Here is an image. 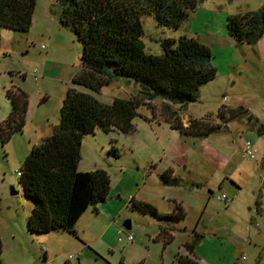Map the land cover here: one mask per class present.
Instances as JSON below:
<instances>
[{
  "label": "rangeland",
  "instance_id": "rangeland-1",
  "mask_svg": "<svg viewBox=\"0 0 264 264\" xmlns=\"http://www.w3.org/2000/svg\"><path fill=\"white\" fill-rule=\"evenodd\" d=\"M263 2L196 0L195 7L188 11L177 28L159 25L152 15L141 16V40L146 52L159 54L158 39L181 35L193 37L210 49V61L216 66V75L199 87V97L187 104V112L195 116L209 115L205 120L212 123L210 119L217 118L215 112L219 106L234 108L241 105L264 124V34L254 43H236L227 35L224 24L228 14L258 9ZM58 14V0H36L32 24L27 32L0 27V121L11 106L6 88H20L27 94L28 102L22 129L13 133L6 142H0L2 264H62L66 260L78 264L73 237L68 232L53 230L41 234L47 236H32L28 232L26 216L30 212L31 201L23 195L15 171L30 148L58 123L60 105L67 88L76 87L89 92L104 103H110L115 96L127 98L135 92L134 82L124 78L113 80L97 92L70 81V75L80 67L81 43L71 30L59 24ZM45 63L47 71L42 75ZM58 73H61V79ZM149 103V106H140L138 111L151 117L153 110L154 116L150 121L165 122L159 114L160 102ZM240 115L235 120L226 119V124H239L238 121L247 113ZM133 125V131L128 134L96 129L93 134L84 135L76 164L80 172L97 168L105 170L112 188L121 173L128 175L123 179L127 188L118 195L120 215L116 220L123 232V222L129 220L134 241L140 237L143 240L138 257H135L136 252L132 257L123 248L126 244L117 241L118 233L110 232L100 221L96 229H105L104 238L112 239L118 247L114 253L107 251L114 263L119 260L129 262L133 258V261L137 260L135 264H177L174 260L176 252L188 253L184 243L189 245L195 241L201 243L195 252L200 257V264H228V258L232 257L230 260L233 262L242 254L245 259L241 264H264V133L258 135L247 125H239L240 131L191 137L170 129L165 123L163 128H154L140 116L133 119ZM245 140L256 149L255 159L242 156L241 144ZM111 145L117 148L118 157L106 154ZM207 149L216 157L207 156ZM182 154L188 157L181 158ZM185 159L188 164L184 163ZM196 159L198 165L207 160L224 164L226 172L232 169L236 184L225 179V185L218 188L214 177L209 182L211 193L202 182L196 187L195 178L200 177H197L198 172L190 170ZM184 164L185 169L182 168ZM168 169H171L173 177L181 179L180 183H162L159 174ZM127 194L153 204L159 212L172 211L175 203H182L186 208L185 216L182 219H158L135 209L129 210L124 205ZM221 195H225L228 201L219 198ZM255 197L261 204H255ZM88 213H83L80 225L86 222ZM159 225L171 228V241L162 246L161 242L152 243L148 239L146 245V234H151ZM215 232L220 235L218 238L212 236ZM101 243L97 246L100 247ZM41 244L46 248V258L45 251H40ZM84 262L82 258L80 264Z\"/></svg>",
  "mask_w": 264,
  "mask_h": 264
},
{
  "label": "trees",
  "instance_id": "trees-1",
  "mask_svg": "<svg viewBox=\"0 0 264 264\" xmlns=\"http://www.w3.org/2000/svg\"><path fill=\"white\" fill-rule=\"evenodd\" d=\"M35 2L0 0V27L27 32ZM58 3L59 24L71 30L81 43L80 67L71 82L93 92L117 78L132 80L137 86L129 97L115 96L110 103L100 102L93 94L75 87L67 88L57 128L33 145L21 161L18 183L23 195L31 201L26 216L28 232L47 234L63 230L76 236L74 227L79 216L87 207L103 203L109 191V175L105 170L80 172L76 168L83 136L93 134L96 129L128 134L134 129L135 117L149 121L154 116L153 110L147 118L138 108L158 100L159 114L170 128L186 136L205 137L220 125L209 123L207 117L190 119L182 125L178 109L197 101L199 87L213 79L217 71L210 61L209 47L193 37L160 38L159 54L146 52L141 40V16L152 15L159 25L177 28L195 7L196 0H58ZM224 24L227 35L236 43H254L264 34V2L258 9L228 14ZM12 88H6L11 106L0 121L1 143L24 125L27 94L20 88ZM241 113H248L241 105L234 108L221 105L216 116L225 121L240 117ZM106 154L119 156L112 145ZM159 178L164 184L179 182L178 177L166 171ZM130 208L158 219L184 217L177 205L174 210L161 213L154 205L131 198ZM170 230L159 225L156 237L163 246L173 237ZM195 244V241L186 244L189 252ZM175 260L178 264H198L178 252ZM62 264L69 263L66 260Z\"/></svg>",
  "mask_w": 264,
  "mask_h": 264
},
{
  "label": "crops",
  "instance_id": "crops-1",
  "mask_svg": "<svg viewBox=\"0 0 264 264\" xmlns=\"http://www.w3.org/2000/svg\"><path fill=\"white\" fill-rule=\"evenodd\" d=\"M46 71H47V64L45 63L44 66H42L41 74L42 75L45 74ZM57 71L58 70H55V72H57ZM23 76H25V75H23ZM57 76L60 79L62 78L61 73H58ZM72 76H73V74L70 75V81H71ZM76 89H78V88H76ZM134 90H136V87L134 88ZM200 95H202L201 91H200ZM217 110H218V108L216 109L215 115L217 113ZM248 114H250V115L248 116ZM143 116H146L147 118H149L147 115H143ZM205 116H209V115L205 114L204 116H195V115L187 112V105H185L183 107H180L178 109V117H179L182 125H186L190 119H200V118H203ZM144 121L148 122V124L150 126L154 127V128H157V127L163 128L164 123H165V125H167L169 127V125L166 122H162V121H155V123H154V121H150V120L149 121L144 120ZM210 121L213 124H219L220 125V128L217 131H215L214 134L218 133L220 131H226V133H228V131L230 132L232 130L240 131L241 127L239 128V125L240 126L247 125L251 130H256L258 135L264 133V124L260 123L256 118H254L251 113H247V116L245 118H241L240 121H238L239 124L238 123L235 124V122H232L231 126L227 125L225 121H223V120L220 121L217 118L210 119ZM57 125H58V123L51 127V129H50L51 132L49 134H51L57 128ZM155 125H157V126H155ZM260 128H261V130H260ZM170 129H172V128H170ZM172 130H175V129H172ZM42 137H40V140L42 139ZM227 138H229V137H227ZM221 141H223V140H221ZM34 145H36V144H34ZM241 146H242V144H241ZM226 149H228V148H226ZM186 155L189 156V153L187 152ZM206 155L207 156L210 155L211 157H216V154L209 153L208 149L206 150ZM188 156H184V154H182L181 158H187ZM219 156L223 157L222 155H219ZM220 160H222V158H220ZM207 161L208 162H205V163H204V161H201V164H199V165H198V163H199L198 160L195 161V162H192V166H191L190 170L198 172L197 177H200V178H195L196 179L195 182H197V184L195 183L196 187H199L200 183L202 182V184L205 186L207 191L209 193H211V191H210L211 184L209 182L214 177H215L214 181L218 184V188L223 187L225 185V183H224L225 179L229 180L233 184H236L235 180L233 178L234 176L232 174V169H230V170H228L226 172L227 168L224 166V164L220 165L218 162H211L209 160H207ZM188 162L189 161H187V159H185L184 163L188 164ZM186 164L182 165V168H184ZM162 172H164V171H162ZM166 172H170L171 175H172L171 169H168V171H166ZM127 176H128L127 173H125V172L121 173L119 175L118 180H117V184H116V186L114 188L111 187V180L109 178V191H108V194L106 196L105 201L103 203H97L95 206H89V207H87L85 209V211L83 213H86V212H90V213H88L89 215H87L86 222H84L83 225H80V221H79V220H81V217H82L83 213L77 219V221L75 223V228H74L75 232H76V236H74L72 234H70V236L73 237V242H74V245H75V251L77 252V263L78 264H80L82 258L85 260V262H84L85 264H115L114 263L115 260H113L107 254V251L110 252V253H114V252H116L118 247H117L116 244H114L112 239L108 240V239L104 238L105 232H106L105 229H103V230L96 229V227L98 226V223L100 221L103 222L102 225L105 228H107L108 230H110V232L118 233V235H119L118 238H121V240L119 241L117 239V241L118 242H124L126 244L123 247L124 250L128 251L129 253H131L132 257L134 255V252H136V256L135 257H138V255L140 253V249H141L140 245H141V242H142L143 238L140 237L139 239L134 241V233L129 230L130 228L129 229H125L123 227L125 230H128V231L132 232V234H133L132 240L126 241L125 240V232H123L121 230V227H119L118 222L116 220L117 217L120 215V208H119V206L117 204L118 200H120L118 195L123 193V191H125L126 188H127V183H125L124 180H123ZM176 177H178V176H176ZM200 179H202V180H200ZM180 181H181V179L179 178V183H180ZM131 195L127 194L126 201H124L125 202L124 205L126 207H129V210H131V208H130V200H131V198H134V197H131ZM255 199H256L255 204H258V203L261 204V201H258L257 197H255ZM136 200H141V199H136ZM141 201H144V200H141ZM127 202H128L129 205L127 204ZM145 202H147V201H145ZM174 205L179 206L183 210L184 216H185L186 208L185 207L183 208V206H182L183 204L181 203V205H180L179 203H175ZM255 211L258 212L259 208L256 207ZM166 212H170V211H166ZM166 212H161V213H166ZM125 221H127V220H125ZM129 225H130V221H129ZM130 227H131V225H130ZM158 228H159V226H157V228L151 234H149V235L146 234L147 241L144 242V243H146V245L149 243L148 239H150L152 241V243L161 242L156 237L157 232H158ZM78 232H79V234H78ZM122 234H124V235H122ZM212 234H213L212 236L217 237V238L220 236L216 232L212 233ZM31 235L32 236L33 235L34 236H39L41 234H31ZM41 236H47V235H41ZM100 241L102 243H101V245L99 247L97 245H99L98 243ZM213 242H214V240H213ZM187 243H189V242H187ZM209 243L212 244V245H218V244H214L212 242H209ZM161 244H162V242H161ZM185 245H186V243H184V246ZM200 247H201V243L197 242L193 246V249H192L191 252L188 251V253H185L184 251L180 250V252H178V253H180L181 255H186L187 254L189 257H191L192 259L196 260L198 264H200V262H201L200 261V257L197 255L198 253H195V252H197L198 248H200ZM46 256H47V253H46V248H45L44 258H46ZM238 258H236L235 260L237 261ZM107 259H108V262H106ZM228 259H229L228 264H235L236 263V261H233L234 263L231 262L232 260H230V259H232V257H230ZM244 259H242V260H244ZM174 260H175V255H174ZM136 261L137 260L133 261V258H131V260L129 262H125V260H123V262H122V260H119L118 263L121 262V264H130V263L131 264H135ZM241 261H240V264H241ZM68 263L69 264H73L72 262H69V261H68ZM176 263H177V261H176Z\"/></svg>",
  "mask_w": 264,
  "mask_h": 264
},
{
  "label": "built area",
  "instance_id": "built-area-1",
  "mask_svg": "<svg viewBox=\"0 0 264 264\" xmlns=\"http://www.w3.org/2000/svg\"><path fill=\"white\" fill-rule=\"evenodd\" d=\"M241 150H242V155L243 156L248 157L250 159H255L256 150L253 148V146L251 145V143L248 140L243 141L242 146H241ZM15 173H16V176H19V174H20L19 169H17L15 171ZM219 198L224 199L225 202L228 201V199H227V197L225 195H221ZM132 238H133L132 232L127 231L125 233V240L126 241H130V240H132ZM118 240L120 241L121 238H118ZM40 250L42 252H44L45 251V246L44 245H41L40 246ZM244 258H245L244 254L240 255V257L237 259V261H236L235 264H240V261L242 259H244Z\"/></svg>",
  "mask_w": 264,
  "mask_h": 264
},
{
  "label": "water",
  "instance_id": "water-1",
  "mask_svg": "<svg viewBox=\"0 0 264 264\" xmlns=\"http://www.w3.org/2000/svg\"><path fill=\"white\" fill-rule=\"evenodd\" d=\"M123 225H124L125 229H129L130 228V225H129V221L128 220L125 221V222H123Z\"/></svg>",
  "mask_w": 264,
  "mask_h": 264
}]
</instances>
